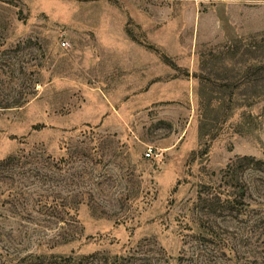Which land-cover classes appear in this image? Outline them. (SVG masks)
Returning <instances> with one entry per match:
<instances>
[{
	"label": "rangeland",
	"instance_id": "rangeland-1",
	"mask_svg": "<svg viewBox=\"0 0 264 264\" xmlns=\"http://www.w3.org/2000/svg\"><path fill=\"white\" fill-rule=\"evenodd\" d=\"M256 160L264 0H0V255L264 264Z\"/></svg>",
	"mask_w": 264,
	"mask_h": 264
},
{
	"label": "trees",
	"instance_id": "trees-1",
	"mask_svg": "<svg viewBox=\"0 0 264 264\" xmlns=\"http://www.w3.org/2000/svg\"><path fill=\"white\" fill-rule=\"evenodd\" d=\"M10 105H4L3 107H9ZM264 164L260 160L254 161L256 169H261V165ZM50 211L47 213L49 219L62 222L63 224L73 222L74 207L72 205V196L60 197L58 195H51L48 197ZM76 200V199H75ZM80 203V200H77ZM228 208V207H227ZM229 209V208H228ZM232 210V209H231ZM210 230V227H209ZM213 232V231H211ZM3 261L0 264H130L129 258L124 255L113 256H98V255H73V254H41V253H27L23 256H8L0 255ZM196 260V258H195ZM202 264V263H199ZM208 264H226L220 263L217 260L210 261Z\"/></svg>",
	"mask_w": 264,
	"mask_h": 264
}]
</instances>
